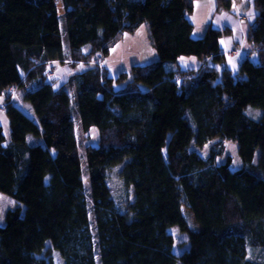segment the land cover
<instances>
[{
	"label": "trees",
	"instance_id": "16d2710c",
	"mask_svg": "<svg viewBox=\"0 0 264 264\" xmlns=\"http://www.w3.org/2000/svg\"><path fill=\"white\" fill-rule=\"evenodd\" d=\"M195 2L61 0L63 29L57 0H0V94L10 121L9 140L0 123V197L15 201L4 222L0 209V264H54L55 250L65 264H264V0H253L255 50L237 70L220 44L230 28L194 34ZM144 22L157 59L115 76L92 62ZM64 33L84 67L73 74L81 126L99 129L86 148L89 188L72 94L48 74L67 59ZM190 56L199 66L182 68ZM224 141L238 144L241 166ZM173 227L188 236L180 252Z\"/></svg>",
	"mask_w": 264,
	"mask_h": 264
},
{
	"label": "rangeland",
	"instance_id": "374dc122",
	"mask_svg": "<svg viewBox=\"0 0 264 264\" xmlns=\"http://www.w3.org/2000/svg\"><path fill=\"white\" fill-rule=\"evenodd\" d=\"M57 2H58V10H59V15H60L61 25H62V28L65 29V26H66L65 8L63 4L61 3V0H57ZM204 8L206 7L203 6L201 8H198L197 11L194 12L193 14L191 13L192 15H194V17L190 14L191 15L190 18L193 20V22L198 28L204 26L203 21L205 20L208 14L206 9ZM148 27H149L148 22H144L135 32L125 33L122 37H120V40L118 41V43L111 48L109 54H107L104 57L103 55L99 54L93 59L92 62L100 64L102 67L107 66L108 70L110 71V74L115 76L123 70H130L134 64H143V63L152 61L154 59H157L158 54H157L155 47L152 45V42L149 36ZM194 32H195L194 34L196 35L197 31L194 30ZM63 41H64V52L67 56V59L64 62H60V61L52 62L50 64L48 74L50 75V77L51 76L57 77L60 83L67 82L70 92L72 94L73 111H74V117L76 120V130H77V136L79 139L80 153L82 157L83 179H84L85 185L89 188L90 176H89V171H88V165L86 162V148L88 144H92V145L98 144L99 129L97 126H92L89 132H85L81 126L80 115H79L78 105L76 101V87L74 83L73 74L75 70H80L84 67H82L81 65L80 66L74 65L75 63L69 54L70 52L69 39L65 33H64ZM239 49L240 47L235 45V46H232L229 49V51L236 50L238 52ZM235 53L236 52L234 51V54ZM98 56H101L99 61L97 60ZM190 57H193L195 61L196 59H198L196 56H190ZM239 57L240 59H242V55H239ZM251 58L253 60H257L256 55H253ZM185 59H188V58L182 57L179 61L182 68L190 69L192 67L199 66V64L195 65V64H191L190 62H185L186 61ZM229 62L231 64L230 66L232 69L234 70L238 69V67L234 65V62L236 61H234L233 59H230ZM58 72H61V74L58 75ZM177 77L180 78L179 75ZM12 99H16V101L18 99L20 101L19 103H21L20 105L24 106L25 110H28L27 112H29L32 115L34 114L30 105L23 101L21 91H16V93L12 95ZM5 103H6L5 95L0 94V123L3 125L4 132L6 134L7 139L9 140L10 139V121H9V117L6 114V111L4 110ZM246 111L248 114L256 118H259L262 114V109L258 107H254V106H248ZM224 145H225V156L231 155L233 157L234 166L235 167L241 166L242 160L238 153V144L234 141H224ZM208 148H209V144L203 149L202 152L203 153L207 152ZM225 156L219 158V160L220 161L224 160ZM112 174H113L112 182L114 186L116 187V190L118 191V193L123 192L122 181H121L120 175L118 174V171L113 170ZM14 204H15V201L12 197H10L7 194L1 195L0 209L2 212L3 222H4V215H5L6 209L10 206H14ZM171 231L173 232L177 240L175 249L177 252H180L183 248L181 243H184V241H187L188 236L185 233H182L178 227L171 228ZM53 259H54V264H65V260H63V257L61 256L59 250H55L53 252Z\"/></svg>",
	"mask_w": 264,
	"mask_h": 264
},
{
	"label": "crops",
	"instance_id": "0c3cea01",
	"mask_svg": "<svg viewBox=\"0 0 264 264\" xmlns=\"http://www.w3.org/2000/svg\"><path fill=\"white\" fill-rule=\"evenodd\" d=\"M203 6L206 7L204 9H206L208 14L205 20L203 21L204 23L203 24L204 26L202 25L203 27L198 28L195 25L194 30L197 31L196 36H202L205 33L209 24L221 28H226V27L230 28L231 32L223 36L221 38V43H220L222 49L227 52L226 54L227 58H229L226 59L224 63L231 68L230 66L231 64L229 61L230 59H233L234 61H236L234 62V65H236V67H239L241 60L239 55H242V59H243L247 54H250L251 51H253L252 43L248 39L249 26L254 21L257 13L253 4V0H240L238 2H235L232 8L229 10L218 8V0H196L195 8L192 14L196 12L198 8H201ZM192 16L194 17V15ZM235 45L239 46L241 50L231 55L229 53V49ZM253 55H255V53L252 54V56ZM187 58L188 59H185L186 60L185 62H190L191 64H195V65L200 64L198 63L200 62V60L198 59H196L195 61L193 57H187ZM60 74L61 72H58V75ZM14 101L19 105L21 104L19 103L20 101L18 99L17 101L16 99H14ZM24 102L29 104L27 101Z\"/></svg>",
	"mask_w": 264,
	"mask_h": 264
},
{
	"label": "built area",
	"instance_id": "2783aa9c",
	"mask_svg": "<svg viewBox=\"0 0 264 264\" xmlns=\"http://www.w3.org/2000/svg\"><path fill=\"white\" fill-rule=\"evenodd\" d=\"M239 50H240V49H239ZM239 50H238V51H239ZM234 51L237 52L236 50H231V51H229V53L232 55V54H234ZM100 57H101V56H98V58H97L98 61H99ZM11 93H12V95L15 94V93H16V90H15V89H12V90H11Z\"/></svg>",
	"mask_w": 264,
	"mask_h": 264
}]
</instances>
